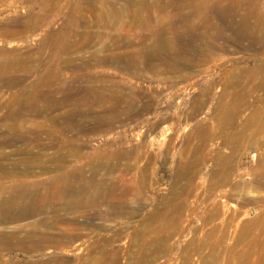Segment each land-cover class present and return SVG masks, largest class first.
Listing matches in <instances>:
<instances>
[{
	"label": "rangeland",
	"instance_id": "1",
	"mask_svg": "<svg viewBox=\"0 0 264 264\" xmlns=\"http://www.w3.org/2000/svg\"><path fill=\"white\" fill-rule=\"evenodd\" d=\"M59 51L77 62L133 59L131 68L87 69L135 104L106 133L88 130L83 147L130 151L112 161L126 184L62 212L57 226L36 225L50 214L1 224L18 241L0 242V264H264V189L256 186L264 171V0H0V59L33 57L27 86ZM78 73L42 89L75 93L86 84V70ZM2 89L0 124L24 93L23 85ZM230 105L238 109L232 122L224 117ZM16 146L23 141L0 147L9 168L37 152L10 151ZM41 152L40 165L20 166L31 178L62 169L49 161L53 151Z\"/></svg>",
	"mask_w": 264,
	"mask_h": 264
},
{
	"label": "bare ground",
	"instance_id": "2",
	"mask_svg": "<svg viewBox=\"0 0 264 264\" xmlns=\"http://www.w3.org/2000/svg\"><path fill=\"white\" fill-rule=\"evenodd\" d=\"M195 10L196 13L199 12V9ZM191 17H194L193 13L187 15L186 20ZM33 60L31 56L0 59V93L3 86L23 85L24 87L19 105L15 107L7 104L8 108L0 124V147L12 146L17 141H23L24 146H16L10 151L18 153L37 151L33 157H27L24 161H15L11 168L0 162V173L3 174L0 175V225L38 214H50L51 219L45 218L36 225L57 226L61 222L62 212L77 211L81 207L92 205L98 195H114L124 182L126 184L122 177L117 178L115 175L116 166L112 161H120L128 157L130 151L123 149L104 151L93 146L92 150L83 152V147L89 140L88 130L106 133L109 131L107 127L114 126L120 120L121 113L128 114L134 111L135 104H132L126 95H118L115 88L109 87L106 84L107 78L87 74V69L108 64L131 68L133 59L127 53H112L77 62L71 57L63 58L62 51H59L56 64L46 74L41 75L38 81L27 86L26 76L35 71ZM68 69L71 71L70 78L66 73ZM83 69L86 70L84 75L86 84L75 93L71 91V94L59 98L56 96L57 93L49 92L52 94L49 97L48 91L44 92L46 88L42 89L56 84H68L69 80L77 78L78 72ZM26 92L30 93L26 94ZM123 102H127L128 105L122 107ZM104 104H108L106 106L109 107L102 113L97 108ZM86 106L92 111L87 112L84 109ZM95 110V115H89ZM237 113V107L230 105L224 117L228 122H232ZM29 116H36L39 120L30 121L28 126H24L21 121L28 122ZM91 118H95L93 121H97V124L90 125L88 121H91ZM260 128L264 130L262 122ZM41 151H53L49 161L62 164V169L57 172H46L44 169L47 174L45 177L31 178L35 175L21 170L20 166L21 164L28 167L33 164L40 165L41 155L44 153ZM259 153L261 161L264 162V152L259 151ZM9 154L0 152V158H7ZM71 157L73 161L70 160ZM87 169L91 170L90 175L86 174ZM102 169L106 170L105 176L101 175ZM5 179H9L10 184H5ZM256 186L264 189V171L256 175ZM258 188L256 189L259 190ZM16 234L18 231L12 233L13 238ZM13 238L0 231V242L18 241Z\"/></svg>",
	"mask_w": 264,
	"mask_h": 264
}]
</instances>
